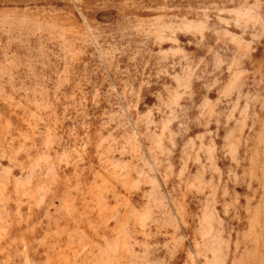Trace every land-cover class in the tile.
<instances>
[{"label": "rangeland", "instance_id": "1", "mask_svg": "<svg viewBox=\"0 0 264 264\" xmlns=\"http://www.w3.org/2000/svg\"><path fill=\"white\" fill-rule=\"evenodd\" d=\"M0 264H264V0H0Z\"/></svg>", "mask_w": 264, "mask_h": 264}]
</instances>
